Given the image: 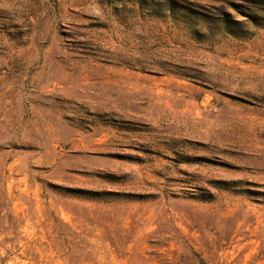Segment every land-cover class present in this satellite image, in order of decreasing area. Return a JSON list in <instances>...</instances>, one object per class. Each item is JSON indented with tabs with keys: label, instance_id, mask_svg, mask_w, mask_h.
Wrapping results in <instances>:
<instances>
[{
	"label": "rangeland",
	"instance_id": "1",
	"mask_svg": "<svg viewBox=\"0 0 264 264\" xmlns=\"http://www.w3.org/2000/svg\"><path fill=\"white\" fill-rule=\"evenodd\" d=\"M264 0H0V264H264Z\"/></svg>",
	"mask_w": 264,
	"mask_h": 264
},
{
	"label": "bare ground",
	"instance_id": "2",
	"mask_svg": "<svg viewBox=\"0 0 264 264\" xmlns=\"http://www.w3.org/2000/svg\"><path fill=\"white\" fill-rule=\"evenodd\" d=\"M264 168V167H263Z\"/></svg>",
	"mask_w": 264,
	"mask_h": 264
}]
</instances>
